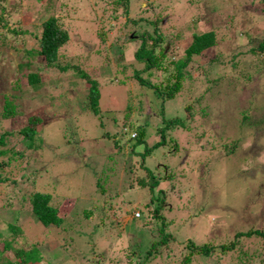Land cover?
Returning <instances> with one entry per match:
<instances>
[{"label": "rangeland", "instance_id": "374dc122", "mask_svg": "<svg viewBox=\"0 0 264 264\" xmlns=\"http://www.w3.org/2000/svg\"><path fill=\"white\" fill-rule=\"evenodd\" d=\"M251 2L263 5L262 0H0V133L13 131L3 147L21 153L0 155V162L8 161L0 164V247L11 241L7 258L34 245L43 257L28 264H134L128 254L143 252L165 233L162 252L144 264H264V53L256 50L264 37V11L252 9ZM51 15L59 17L68 40L57 62L48 65L37 52L36 26ZM204 15L213 24L203 23ZM157 16L164 34H179L166 39L167 56L183 55L192 31L211 26L232 31L229 43L235 44L232 54L224 40L216 43L214 54L224 51L226 65L211 63L213 73L199 69L209 66L203 57L189 63L191 77L165 101L164 117L133 71L140 67L133 57L137 34L147 24L126 21ZM194 19H200L198 27ZM172 71L154 70L150 80L161 82ZM29 73L40 78L37 86L28 82ZM246 73L250 78L244 79ZM90 77L100 90L98 120L86 106ZM35 114L42 120L28 147L19 130ZM165 117H181L184 124L166 131V146L145 159V169L134 154L143 147L133 149L126 138L137 135L133 126L148 121L146 141L154 143ZM151 172L161 181L155 201L148 203L151 193L139 180L147 182ZM162 188L166 204L156 211ZM35 191L51 195L50 204L65 216L62 225L32 220L29 197ZM159 215L164 233L156 226ZM254 230L262 235H245ZM191 242L209 243L213 250L184 262ZM230 242L231 249L222 247ZM59 245L63 262L62 256L52 257Z\"/></svg>", "mask_w": 264, "mask_h": 264}, {"label": "trees", "instance_id": "16d2710c", "mask_svg": "<svg viewBox=\"0 0 264 264\" xmlns=\"http://www.w3.org/2000/svg\"><path fill=\"white\" fill-rule=\"evenodd\" d=\"M129 0H114V4L118 3H126ZM132 1V0H130ZM263 5L259 6L258 4H253L251 2L249 6L255 7L256 9L260 10L261 12L264 11V0H262ZM147 7H145L146 9ZM114 9V8H113ZM144 9V10H145ZM249 14V13H248ZM250 16L253 15V13L249 14ZM203 23H211V18H208L204 15ZM59 17L58 16H49L45 18L36 28H38L37 32V52L39 55H41L45 62L48 65L55 64L57 62V56H58V50L59 48L68 40V33L65 30L63 26H61V23H59ZM141 26L144 24L143 22H146L147 26L144 25L142 30L138 32L137 36L138 38V47L135 49L133 53V57L137 60V62L140 64L139 68H134V74L136 77V81H138L139 84H141L144 88H146L147 91L151 94V101L154 102L152 105L154 106V109L159 113V115L164 117L163 114V107L166 100H169L173 98L176 93L183 87V81L186 78L191 77V72H189L186 67L189 65L190 62H195L197 58L203 57L205 58V63L208 64V68H203L202 64H200V70L204 75H208L210 73H213L214 70L211 68V63H216L217 65H226V62H224L223 52L221 49V52H216L214 54V50L216 49V43L218 41L224 40L226 45L230 46V51L233 54V50H235V44H230L229 41H232V36L230 30H227L223 25L220 27L211 26L207 30H194L191 33V39L184 48L183 55L179 57L175 56H167L165 52L164 43L166 39L169 36H172L174 38H178L179 34L177 32L173 34H165L161 31L159 28V24L161 22V18L159 16L155 17L154 19L150 18H142L139 17L137 19H129L126 18V21ZM200 20V19H199ZM198 20V21H199ZM124 23L126 26L127 23ZM197 19L193 20V25L198 27L197 25ZM226 29V31L224 30ZM131 37V36H130ZM128 38L132 40L131 38ZM235 38V36H233ZM233 43V41H232ZM256 50L260 52V55L264 53V37L262 40H260L256 46ZM30 55H33L32 50H27ZM253 51V50H252ZM231 61V60H229ZM173 68L172 73L165 78V80H161V82L153 83L151 82L150 78L153 75L154 70L160 71L163 73L166 72V69L169 67ZM218 72H215L216 78H213L212 80L216 81L219 78ZM81 76L87 77L86 72H80ZM143 74H146V76H143ZM251 73H246L244 76V79L250 78ZM28 82L32 84L33 86H37L40 82V78L36 73H29L27 74ZM89 80V87L87 89V100L88 105L87 108H89V111L92 113V115L98 120L100 119L101 115H99L100 112V90L97 86V81L88 78ZM129 104V103H128ZM128 104L126 108L128 107ZM5 106V105H4ZM3 106V107H4ZM140 107V102L138 105V109ZM11 108V109H10ZM8 112L2 113L3 117H8L7 114H11L13 111L12 106L9 107V109H6ZM166 120H163V126L161 125L158 127V134L159 139L156 140L152 144H148L146 141L147 138V125L149 124L148 121H144L141 124H137L133 126L136 132V136H129V138H126V141L129 142L133 149H135L137 146H142L143 149L140 152L134 153L135 156L139 157L141 160L139 161V165L141 167H144L145 169H148L145 166V159L150 157L152 154H154V150L159 149L161 145L164 147L166 146L167 141V134L166 131L169 130L171 127L175 126L176 124H180L183 126L184 119L181 117H173V118H167ZM41 118L39 115H30L26 118L24 124L20 128V134H21V142L23 141L26 146L33 147V141L35 140V133L37 126L41 123ZM101 122V121H100ZM102 123V122H101ZM123 127V126H122ZM137 127V128H136ZM122 129H119L115 131L113 134H121ZM13 131H4L3 133H0V155L9 154L8 157L10 159V155L12 154H19L20 152L14 151L13 147L5 148L7 144L6 135L12 134ZM122 136V135H121ZM120 138H118L119 140ZM8 163V161H1L0 164L4 165ZM156 173V172H154ZM157 174V173H156ZM149 176V180L146 182L144 178L139 180L140 187L142 186H148V190L151 193V196L149 197L148 203L151 201L154 202L155 198L153 195L155 193V188L160 183L161 179L157 177V175L147 174ZM5 178H1V180H5ZM100 184H98L99 186ZM161 196H158L159 201H157V205L155 210L157 211L160 209L163 205L166 204V192L164 188L157 190ZM31 201V217L34 222L40 223L44 225L45 227H53V226H60L63 224V221L65 220V216L60 215L58 208L50 204L51 195L49 193L39 192L35 191L33 192L30 197ZM87 209V208H86ZM85 211V210H84ZM90 213V211H86V214ZM166 223L163 221L162 215L158 217V221H156V226L159 228L158 230H162L163 232V225ZM10 228L12 230H15L16 227L13 225H10ZM63 232L68 231V227H63ZM164 233V232H163ZM249 233H259L261 232L258 230L249 231L246 232L245 235ZM165 234V233H164ZM162 235V237H153L151 239L150 245L146 247L143 252L139 251L133 254L131 251L128 255H130V260L134 264H144L153 254L156 255V253L162 252V247L166 245V236ZM236 235H241L240 233H237ZM137 245V244H136ZM135 245V246H136ZM164 245V246H163ZM189 246V251L184 257V262L189 261L190 257L192 255H204L209 256L210 252L213 250L212 245L209 243H204L201 245H194L193 242L187 244ZM232 242H230L228 245H222V247L226 249L232 248ZM11 241L10 240H4L2 243V246L0 247V264H28L29 262H35L37 263L42 259V254L40 251L37 250V248L33 245L31 248L23 250L21 248H17L14 250L15 255L12 258H7L4 255V251L6 248L11 247ZM134 246V247H135ZM63 247V246H62ZM61 245L54 249L53 256L60 259V256L63 257L62 262L65 259V251L62 248ZM133 247V248H134ZM139 248V246H138ZM212 249V250H211ZM56 250V251H55ZM136 250V249H135ZM134 259V260H132ZM136 259V260H135ZM49 262V260H48ZM51 263V262H49ZM147 264V263H146Z\"/></svg>", "mask_w": 264, "mask_h": 264}]
</instances>
